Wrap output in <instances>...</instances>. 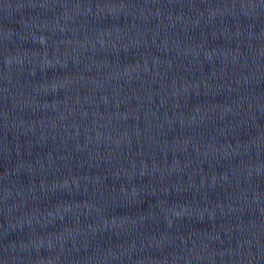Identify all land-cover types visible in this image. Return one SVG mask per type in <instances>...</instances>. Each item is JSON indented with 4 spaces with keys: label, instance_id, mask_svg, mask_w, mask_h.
<instances>
[{
    "label": "water",
    "instance_id": "1",
    "mask_svg": "<svg viewBox=\"0 0 264 264\" xmlns=\"http://www.w3.org/2000/svg\"><path fill=\"white\" fill-rule=\"evenodd\" d=\"M0 264H264L189 0H0Z\"/></svg>",
    "mask_w": 264,
    "mask_h": 264
}]
</instances>
